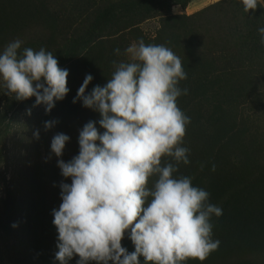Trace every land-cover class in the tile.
I'll use <instances>...</instances> for the list:
<instances>
[{
	"label": "rangeland",
	"instance_id": "1",
	"mask_svg": "<svg viewBox=\"0 0 264 264\" xmlns=\"http://www.w3.org/2000/svg\"><path fill=\"white\" fill-rule=\"evenodd\" d=\"M104 6L105 0H0V51L17 38L24 42L22 49L43 47L69 71L70 89L46 113L45 105L34 106L35 97L17 101L0 84V264H59L52 213L62 202L61 182L71 180L61 175L57 161L78 154L79 131L88 121L104 131L100 114L73 99L88 74L93 80L86 93L104 86L113 62L127 59L125 49L140 39L171 48L187 74L179 87L188 94L177 103L190 117L182 145L190 149V163L181 162L174 175L192 177L193 185L208 191L209 202L223 210L222 216L211 219L219 249L203 264H264V55L235 46L228 32L239 27L241 19L233 10H225L196 40L191 22L179 18L199 10L186 13L176 5L170 10L176 17L172 21L149 16L129 27L131 10L112 7L107 15ZM258 8L264 10V5ZM47 121L57 123L46 130ZM57 133L70 137L60 158L51 152ZM25 217L31 221L30 231ZM122 246L129 253L135 250L128 237ZM139 259L144 264L143 257Z\"/></svg>",
	"mask_w": 264,
	"mask_h": 264
},
{
	"label": "clouds",
	"instance_id": "2",
	"mask_svg": "<svg viewBox=\"0 0 264 264\" xmlns=\"http://www.w3.org/2000/svg\"><path fill=\"white\" fill-rule=\"evenodd\" d=\"M241 3L248 13L264 0ZM258 33L264 45V26ZM23 43L14 39L0 51V84L6 95L17 101L35 97L34 106L43 104L50 113L70 91L69 71L52 52L22 49ZM124 54L127 59L113 62L104 86L86 93L93 80L88 74L73 99L100 114L104 131L88 121L79 131L78 154L57 161L71 183L61 182L62 202L52 213L58 233L55 259L59 264L75 256L76 264H141L143 257L144 264H203L219 249L211 219L223 210L209 202L208 191L193 185L192 177L174 175L181 162L190 163V149L182 146L190 117L177 103L188 94L179 87L187 74L180 57L163 44L140 39ZM34 135L39 138L38 131ZM69 140L55 134L51 152L62 157ZM125 237L134 245L131 253L122 246Z\"/></svg>",
	"mask_w": 264,
	"mask_h": 264
},
{
	"label": "trees",
	"instance_id": "3",
	"mask_svg": "<svg viewBox=\"0 0 264 264\" xmlns=\"http://www.w3.org/2000/svg\"><path fill=\"white\" fill-rule=\"evenodd\" d=\"M108 4V7L104 6L105 10L108 11L107 15L111 14L112 7L129 9L133 13L129 19V27H133L141 21L147 19V17H155L161 16L163 21H172L176 19V17L171 16V7L173 6H181L182 8L186 7L192 0H113L108 1L105 0ZM234 1L241 0H220L217 1L205 8L199 10L194 13L190 17H182L179 18L181 21L189 20L192 26L191 30L196 29V35H192L198 40L197 36L202 29H205L207 25L211 26L215 19L223 16L225 14V10L232 14V10L235 11V15H239L241 19L239 27L231 30V33L228 32L231 40L235 44L236 47H248L249 52L261 53L264 55V45L260 43V35L258 33V28L264 26V10L261 8H257L255 12L250 10L248 13L244 12L243 5L237 6ZM227 7V8H226ZM116 8V9H117ZM158 14V15H157ZM143 15V16H142ZM139 18H136V17ZM141 16V18H140ZM235 18L239 19L238 16ZM126 28V27H125ZM197 43V42H195ZM252 59H246L244 62L249 64ZM213 75V71H208L206 74ZM26 223L27 230L30 231L31 221L29 222L28 218H23Z\"/></svg>",
	"mask_w": 264,
	"mask_h": 264
},
{
	"label": "crops",
	"instance_id": "4",
	"mask_svg": "<svg viewBox=\"0 0 264 264\" xmlns=\"http://www.w3.org/2000/svg\"><path fill=\"white\" fill-rule=\"evenodd\" d=\"M217 0H192L186 7V13H192L200 10L201 8L207 6L208 4L215 2Z\"/></svg>",
	"mask_w": 264,
	"mask_h": 264
}]
</instances>
